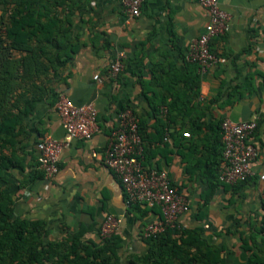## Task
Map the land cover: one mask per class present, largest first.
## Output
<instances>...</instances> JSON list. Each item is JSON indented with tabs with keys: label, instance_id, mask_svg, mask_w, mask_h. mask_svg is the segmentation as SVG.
Segmentation results:
<instances>
[{
	"label": "crops",
	"instance_id": "obj_1",
	"mask_svg": "<svg viewBox=\"0 0 264 264\" xmlns=\"http://www.w3.org/2000/svg\"><path fill=\"white\" fill-rule=\"evenodd\" d=\"M61 1L64 5L49 6L56 11L66 10L68 3L73 7L72 35L82 44L59 65L45 60L34 78L17 89L12 102L18 106L11 111L20 114L21 134L12 146L0 143V160L12 163L5 185L13 196L15 215L44 220L50 239L66 238L84 226L85 243H99L104 219L122 218L118 251L127 264L132 254L148 251L144 227L161 217V209L151 208L145 216L132 211L125 203L122 182L102 162L100 153L122 109L132 108L140 117H148L149 131L156 133L154 92L148 81L154 68L166 63L158 73L166 80L167 71L172 72L170 89L184 88L189 72L182 55L203 33L209 13L198 0H146L136 17L125 13L123 0ZM222 8L230 14L227 29L212 40L211 47L225 61L205 73L198 70L200 96L190 103L197 101V106L178 113L167 127L166 145L156 144L152 162L168 171L187 198L188 208L179 222L187 228L201 227L210 244L223 248L220 264H264V0H223ZM3 9L0 4V13ZM119 53L125 54V67L113 77L110 68ZM61 95L76 105L97 107L100 128L91 139L67 137L56 109ZM170 99L180 101L174 94ZM28 105L32 108L27 112ZM166 114L167 108L160 106L159 116ZM225 118L257 122L250 138L258 151L253 174L235 187L211 179L215 140L205 123ZM196 120L204 124L195 131ZM46 136L69 141L52 180L39 171L37 143ZM33 174L42 176L32 179ZM211 183L215 184L212 193Z\"/></svg>",
	"mask_w": 264,
	"mask_h": 264
},
{
	"label": "trees",
	"instance_id": "obj_2",
	"mask_svg": "<svg viewBox=\"0 0 264 264\" xmlns=\"http://www.w3.org/2000/svg\"><path fill=\"white\" fill-rule=\"evenodd\" d=\"M0 4L4 6L0 13V143L12 146L21 134L22 125L20 114L11 111L18 106L12 102L17 89L34 78V74L45 66V60H52L53 66L59 65L71 58L72 51L79 49L82 43L72 35L74 10L69 3L64 11H56L49 6L63 4L61 0H0ZM186 54L182 57L189 73L184 77V88L180 92L170 89L168 84L172 72L167 71L166 80L158 73L166 63L158 64L148 81L154 92L151 103L157 120L153 126L156 133L152 134L148 117L139 116L145 167H154L152 159L157 151L156 144H165L167 127L175 121L178 113L197 106V101L192 106L190 103L200 96L201 74L197 64L187 61ZM172 94L180 101L170 99ZM20 96L24 97V93L21 92ZM160 106L167 108L165 117L159 116ZM31 108L29 106L26 111ZM222 122L223 119L205 123L215 140L210 164L211 179L216 178L218 182H221L219 173L224 152ZM203 124L194 121L193 130H198ZM11 165L0 160V264H124L118 251L122 244L118 233L99 243H85L83 226L66 238L50 239L44 220L17 217L13 196L5 185L9 180L6 170ZM42 174H33L32 179ZM237 184L230 185L235 187ZM214 185L211 183L210 193L214 191ZM130 209L145 216L151 207L137 203ZM202 231L201 227L187 228L180 223L155 236L144 237L148 251L143 255L132 254L127 264H220L223 248L210 244L202 236ZM257 258H251V262L259 261Z\"/></svg>",
	"mask_w": 264,
	"mask_h": 264
},
{
	"label": "built area",
	"instance_id": "obj_3",
	"mask_svg": "<svg viewBox=\"0 0 264 264\" xmlns=\"http://www.w3.org/2000/svg\"><path fill=\"white\" fill-rule=\"evenodd\" d=\"M145 1L123 0L125 13L133 17L139 16ZM222 1L198 0L208 10L209 21L203 33L189 44L186 59L197 64L200 73L207 72L220 61H225L211 47L212 40L225 33L230 18V14L222 8ZM124 60L125 54L119 53L111 65V76L116 77L124 69ZM95 79L101 78L95 75ZM56 109L69 139H91L100 128L99 112L92 103L76 105L70 98L61 95L56 101ZM139 124L140 117L132 108L122 109L118 114V125L100 154L102 162L122 182L128 207L137 203L151 208L160 207L161 217L148 222L144 227V236L151 237L169 227L180 225L179 218L187 210L188 201L173 184L167 170L144 166V146ZM256 128L255 120L223 119L224 152L219 173L221 182L233 185L245 182L252 176V161L258 151L250 138ZM184 134L190 136L188 132ZM68 142L50 136L38 141L39 168L47 180H52L58 174L60 153ZM94 155L97 156L98 153ZM121 224L122 218L108 215L100 226L102 239L117 233Z\"/></svg>",
	"mask_w": 264,
	"mask_h": 264
}]
</instances>
